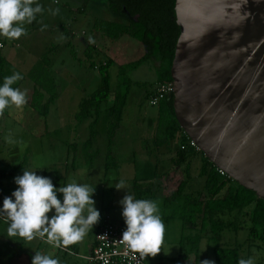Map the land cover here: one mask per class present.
<instances>
[{
	"label": "rangeland",
	"instance_id": "obj_1",
	"mask_svg": "<svg viewBox=\"0 0 264 264\" xmlns=\"http://www.w3.org/2000/svg\"><path fill=\"white\" fill-rule=\"evenodd\" d=\"M38 3L43 6L44 12L37 15L36 21L26 26L28 36H22L20 39L11 42L0 36V40L4 41L1 53L4 55V51L9 52V55L5 54L8 61L4 66V71L5 68L6 70L9 69L10 76L14 72H19L23 79L18 82L17 86L15 84L16 88L25 91V86H28L29 89L28 76H24L27 71L30 72L27 69L28 66L31 67L34 64L32 62L35 61V57L44 54L51 47L49 53H46L50 59L52 74L55 76L54 82L58 89V96H56L54 104L44 117L45 119L37 115L39 111L35 104L43 102L38 99L37 94L32 96L34 100L27 101L23 108L12 107L5 110L4 129L1 130L0 128V165H8L18 158L26 160L27 155L37 162L43 159L44 162L41 163L46 165L45 175H51L52 173L53 176L58 177V186L60 184L66 186L75 181L78 184H88L95 188L92 198L95 201L94 207L100 213L99 221L104 215H108L112 221H124L122 216L123 206L120 201L126 194H130L133 176L136 177L137 187H150L153 183L152 177L150 176L151 179H149L145 171L147 165L143 166L141 162L146 151L151 159L148 162H151L154 166H152L154 175L161 177L159 184L162 194H171L176 185L181 180H185L181 194L183 196L188 194L191 196L190 198H196L203 203L208 195L204 190L202 179L195 173L201 162L202 152L197 147L192 146V155H186V160L179 162L177 160V150L183 149L180 148L177 134L160 147H155L152 143L156 121V105L150 104L149 98L154 93L155 83L157 82L155 81L156 74L154 71L155 61L151 57L150 61L145 60L133 68H127L123 76H120L118 67L126 64L124 61L132 62L138 59L143 52L148 53L147 47L131 39L126 34L109 39L98 28L103 21L124 23L128 19L126 14L110 11L107 0H59V3H55L54 0H38ZM56 8H59V13L52 15L49 10ZM43 25H47V27L41 31ZM70 33L71 35L67 36ZM62 36L66 37V40H62ZM89 37L94 40V43H92L94 49H89L86 58L88 64L92 63L94 67L88 68L86 66L83 71H80L76 69L68 50L80 38L89 41ZM67 41H70L71 46L68 47ZM74 47H78L75 51L81 49L80 46L73 45ZM16 49H18V55L20 53L24 56V61L19 60V56L14 53ZM24 49H27L29 54H24ZM76 56H78V52ZM105 58H111L113 64L108 69L110 92L106 103H103L102 110H105V107L111 103L114 92H125L126 97L120 113V122L114 130L112 139H110L109 147L106 146V139H108L111 125L109 123L107 125L109 117L106 118L105 112L99 110V118L94 127L97 135L91 144L92 151L86 149V155L79 158L71 150L66 151L65 147L60 144V139L65 138V136H59L61 131L55 130L62 125L59 120L60 117L57 118V115L60 114L62 119L68 122L69 115L77 108L80 98L89 95L96 88L99 79L96 67ZM37 90L42 92L39 89ZM25 113H29L30 117L21 118ZM92 118H88L89 122ZM1 123L0 119V126ZM44 123L48 127L46 134H40ZM84 134L86 135V130L80 129L78 131L79 137ZM38 140L40 149L36 148ZM58 144H60V147ZM106 149L113 150L114 160L118 164V167H115L116 169L110 165L109 168L103 170L102 161ZM23 153L25 154L22 155ZM71 161L76 166L72 171L67 169L70 167ZM152 167L149 169L151 170ZM65 169L67 170L64 172ZM121 180L124 181V188L117 189L115 185ZM229 184L232 185L231 182ZM223 192L224 190L218 196ZM147 195L148 192L143 191L142 197L140 196L139 199H145ZM183 196L176 195L171 201H167V205L164 207L157 202L159 213L162 212L163 215H168V218L162 220L165 231L161 251L155 257H148L153 262H161V264H195L194 256L196 255L198 260L196 263L202 264L198 257L203 255L201 253L203 245L198 244L196 247V241L185 239L179 242L181 224L178 218L180 216L184 217L187 213L186 207L181 209L182 205L185 206L182 201ZM146 199L148 200V198ZM61 202H63V194ZM250 209L251 205L238 211L221 212L215 215L214 225L211 228L214 232H216L215 229L218 230L216 233H219V241L217 243L214 239L213 230L207 240L210 245L216 243L221 247H237V263L241 258H253L255 264H264V242L256 238L253 239L247 232V228L250 226L248 219ZM84 215H87V213L85 212ZM197 219L198 224L199 220L200 222L202 220V233L208 234L210 231L209 213L204 211L203 215L197 216ZM191 221H195V216H191ZM229 222L230 227H225L224 224ZM208 226L209 230L207 231ZM7 228L8 223L0 221V256L10 257L13 253L22 252L29 257L31 263L35 252H40L42 255H49L57 259L59 264H85L79 258L80 256L77 258L75 255L86 254L87 249H89L88 245L92 241L91 230L80 242L76 243L77 250L74 252L77 254H73L74 252L69 248L67 251L70 250L71 253L67 252L66 249L54 247L53 244L47 243L45 238H36L32 241H27L19 236L10 238L7 235ZM197 233L201 232L197 230ZM63 251L67 253L65 254Z\"/></svg>",
	"mask_w": 264,
	"mask_h": 264
},
{
	"label": "water",
	"instance_id": "obj_2",
	"mask_svg": "<svg viewBox=\"0 0 264 264\" xmlns=\"http://www.w3.org/2000/svg\"><path fill=\"white\" fill-rule=\"evenodd\" d=\"M172 114L215 168L264 200V0H174Z\"/></svg>",
	"mask_w": 264,
	"mask_h": 264
},
{
	"label": "trees",
	"instance_id": "obj_3",
	"mask_svg": "<svg viewBox=\"0 0 264 264\" xmlns=\"http://www.w3.org/2000/svg\"><path fill=\"white\" fill-rule=\"evenodd\" d=\"M174 0H108L107 6L110 11L123 12L128 17L124 23L103 21L99 25L101 32L109 39H113L121 34H126L131 39L138 41L147 47L148 53L143 52L138 59L120 65L118 67L120 76H123L127 68L139 65L143 61L152 57L155 61V74L157 82L170 83L169 68L172 60V50L174 48L176 37L178 36V27L174 23ZM34 64L29 72L30 80L33 83L32 96L38 93L39 90L47 94L45 100L40 104H35L39 114L44 117L48 106L55 98V90L51 83V77L45 69L46 59L44 57ZM113 64L110 58H105L96 68L98 72V83L96 88L84 96L73 113V118L78 122L85 118H90L88 124V135L82 142L83 153L86 155V149H89L90 142L95 136V123L97 122L99 110L105 112V117H109L108 123L111 125V130L106 139V146L109 147L110 139L113 137V132L120 122L121 109L124 106L126 93L114 92L111 103L104 107L110 88L108 87V69ZM88 68H93L92 63H87ZM4 61L0 58V86L3 85L6 73L3 69ZM39 97V96H38ZM34 97H32V101ZM34 104V103H33ZM172 95L161 98L155 108V126L153 132L152 143L155 147H160L163 143L173 139L176 134L178 143L183 146V150H177V160L183 162L187 156L192 155L193 147L187 144L188 136L179 127L175 115L172 114ZM92 153V152H91ZM97 153V152H95ZM91 155V154H90ZM187 155V156H186ZM199 167L195 172L202 179L204 190L207 192L205 201L201 203L196 198H190V195L184 194L182 201L187 208V213L182 217V221L192 224L191 216L197 217L207 213L226 212L230 213L235 210H241L251 205L248 219L250 226L247 228L249 236L264 242V200L258 198L252 190L240 186L237 181L232 180L224 173H219L215 166L207 160L206 156L201 157ZM111 166L115 167L114 161L110 154V150L106 149L104 169ZM187 175V174H186ZM232 183V185L229 184ZM185 185V180H181L167 200L181 196ZM224 190L220 196L219 193ZM189 205V206H188ZM191 205V206H190ZM195 206V207H193ZM96 230V229H95ZM215 231H218L215 229ZM214 236H217L214 232ZM212 233V234H213ZM216 238V237H215ZM217 242V239H215ZM212 262L213 264H238L237 247H221L218 244L212 246Z\"/></svg>",
	"mask_w": 264,
	"mask_h": 264
},
{
	"label": "clouds",
	"instance_id": "obj_4",
	"mask_svg": "<svg viewBox=\"0 0 264 264\" xmlns=\"http://www.w3.org/2000/svg\"><path fill=\"white\" fill-rule=\"evenodd\" d=\"M54 2L59 3V0ZM49 11L56 15L59 8ZM43 12L44 8L38 0H0V36L9 42L26 36V26L36 21L37 15ZM46 27L47 25H43L41 31ZM61 39L66 40V37L62 36ZM88 39L90 43H94L92 37ZM22 79L19 72L4 78L3 85L0 86V116L4 115L7 108L20 109L27 104L26 90L13 87ZM14 182L18 187L11 196L4 197L0 207V216L7 218V235L10 238L19 236L27 241L46 238V242L54 247L67 249L69 245L80 242L99 222L100 213L94 207L95 201L92 198L95 188L91 185L73 181L56 188L49 177L26 169L22 175L14 178ZM115 187L124 188V181L121 180ZM57 193L63 194V202ZM120 204L123 206L122 216L126 224L121 241L128 250L139 253L141 259L155 257L161 251L165 231L158 203L135 199L128 193ZM53 210L55 214L49 217L48 213ZM85 212L87 215H84ZM32 264L59 262L49 255L35 252ZM203 264L213 262L205 260ZM238 264H255V260L241 258Z\"/></svg>",
	"mask_w": 264,
	"mask_h": 264
},
{
	"label": "crops",
	"instance_id": "obj_5",
	"mask_svg": "<svg viewBox=\"0 0 264 264\" xmlns=\"http://www.w3.org/2000/svg\"><path fill=\"white\" fill-rule=\"evenodd\" d=\"M107 2H108V0H107ZM70 35H71V33L70 34H67V36H70ZM26 36H28V34ZM3 44H4V41H1L0 40V58L4 61V66H5V64L8 61V60H6V55H9V52L8 51H4L6 55L5 54L3 55L1 53ZM66 44H68V47L71 46L70 41H67ZM73 45L80 46V48L82 50L80 49L79 51H75L78 47H76V48L74 47L73 48ZM89 49L90 50H93L94 49V44L90 43L87 39H83V38L82 39L80 38L77 43L72 44V46L69 47V50H68L69 56H70V58L73 59L74 64H75V67H76L77 70L83 71L86 68V64L88 63L86 56L88 57ZM50 50H51V47H49V49L46 50V52L49 53ZM17 51H18V49H16L14 51V53L16 55H18L17 54ZM23 51H25L24 54L25 53L26 54H29L28 51H27V49L26 50L24 49ZM46 52H44V54L42 53L41 55H38L37 57H35V61L32 62V63L36 64L37 62H39L41 60L40 58H42V57H44L47 60L46 61V64H45L46 65L45 66V69L48 71V73H49V75H50V77L52 79L51 80V83H52V86H53V88L55 90V98H56V96H58V89L56 88V83L54 82L55 76L52 74V71H51V68H50V59L48 58V54ZM77 52H78V56H76V53ZM18 56H19V60L24 61V56H22L20 53H19ZM125 62L128 63L130 61H124V63ZM34 64L31 67L28 66L27 69L31 70V68L34 66ZM3 69H4V67H3ZM8 70L9 69L6 70V68H5V71L7 72V75L6 76H10L9 73H8ZM24 76H28V80H29V86H30L29 89H28V86H25L24 89L26 90V93H27V101L30 102V101H32V94H34L33 89H32L33 88V83L30 80L31 78L29 76V71H27ZM18 82L15 83L16 86H17ZM15 84L13 85L14 88H16ZM38 93H40L38 95L39 96L38 99H40L41 101H44L45 98H46V96H47V94L45 92H43V91L42 92H38ZM44 95H45V97H44ZM84 96L81 97L80 100L82 98H84ZM55 98H54L53 102L48 106V109H47L44 117L48 113L49 109H51L52 104H54ZM79 101H78V103H79ZM78 103H77V105H78ZM76 109L74 110V112L76 111ZM73 113L71 115H69V120L70 121L68 120V122H66L65 120H63L62 117H61V115L58 114L57 115V118L60 117L59 120L61 121V124L62 125L60 127L56 128L55 130L56 131H59V132L61 131L60 132V135L58 134L59 136H61V137L65 136V138H61V139L58 138L61 141L60 144L63 147H65V150L68 151V152L71 150L75 154V156L78 155L79 158L80 157L83 158V156H85V154L83 155V147L81 146V144H82L83 141H85L86 138H89V135H88L89 119L88 118H85L84 120L78 122L77 120H75V118H73ZM25 114H24L25 117L23 115V116H21V118L26 119V118H29L30 117V114L29 113H25ZM37 115H40V114H37ZM5 116H6V114H4L3 116H0V119H1V122H2L1 123V126H0L1 130L4 129V123H3V120L4 119L3 118ZM44 117H42V118L45 119ZM95 125H96V123H95ZM107 125H108V122H107ZM47 128L48 127H46V125L44 123L43 129H41L42 132H40V134H42V133L46 134ZM80 129L86 130V135L84 134V135H82V137H79L80 135H78V131ZM153 132H154V130H153ZM113 134H114V132H113ZM96 135H97V133L95 131V136ZM95 136L92 138V140L90 142V145L88 146L89 147V151H92L91 150V144H92ZM60 144H58L59 147H60ZM36 148H39V140L37 142ZM105 153H106V151H105ZM24 154L25 153H23L22 155H24ZM110 154H111L112 159L114 161L115 167H118L117 162H115V160H114L113 150H110ZM144 155H145L144 156V159H142L141 162H142L143 166L147 165V167L145 168V171L147 172L148 178L150 176L152 177L153 183L151 184L150 187H148V186H146L144 188L137 187L138 186L137 185L138 183H136L137 181H135L136 177L133 176V183H132V186H131L130 194L133 195L135 199H139L140 196L142 197V192L143 191L148 192V195L146 197V198H148V200L149 199H152L153 201L158 202L159 204H161L162 207H164V206L167 205L166 202L167 201H171L172 199L167 200V198L169 197L170 194L169 195L162 194L161 187H160V184H159V180H161V177H158V176L154 175V173H153V167L154 166H153V164H151V162H148L149 159H150V157H149L148 153H146V151H145ZM75 156L73 157V161H74ZM22 157H24V156H22ZM103 158L105 159V155H104ZM104 159L102 161V167H103V170H106V169H104L105 168L104 167ZM41 162H44V160L42 159L41 161L37 162L35 159H33V160L30 159V157L27 155L26 160L25 159L18 158L17 160L13 161L12 163H10L8 165H0V207H2V205H3V199H4V197L11 196L12 192L18 187L15 184V182H14V178L16 176H18V175H22L24 169L29 170V171H35L36 174L37 175H40V176L49 177L52 180V183L55 185L56 188L61 187V184L58 186V180H59L58 177L53 176L54 174L52 175V173H51V175H49V174L45 175L44 171H45L46 165L45 164H42ZM69 166L70 167L67 168V169H69L71 171L74 168H76L75 164H73L72 161H71V163H70ZM150 167H152L151 170L149 169ZM135 168H136V164H135ZM67 169H65L64 172ZM149 179H151V178H149ZM57 196L61 200L62 193H57ZM182 196H183V194H182ZM13 199H14V197H13ZM183 208L184 207L182 205L181 209H183ZM220 213L221 212H214V213H210L209 214L210 219L208 221L209 222L208 224L210 226V231L208 232V234L202 233V231H201L202 228L201 227L203 226V223H202V220H201V222L199 220V224H198L197 217H195V222L192 223V224H188V223H185L184 224V222L182 221V217L180 216L178 218L179 221H180V224H181V226H180V234H179V242H182L185 239V240H188V241H196V243H195V246L196 247L198 246V244L203 245V250L201 252V253H203V255L202 256L200 255V257H198L199 260H201V263L202 264H203V261H205V260L212 262V256H213V254H212V246L214 244L213 245H210L209 244V241L207 239H208V236L211 235L210 232L213 230L211 228V226L214 225V216L215 215H218ZM54 214H55L54 213V210L52 212H49L48 213L49 217H51ZM159 215L161 216V219L162 220H163V218L165 220L168 218V215H163L162 212L159 213ZM105 216L108 217V215H104L103 217H105ZM0 217L2 218V219L0 218V221L7 224V218L4 217V216H0ZM199 219H200V217H199ZM99 222L97 224H95L93 226V228H92V231H91V234H90V236L92 238V241H90V245H88V248L89 249H90V247L93 244V238H94L93 234H94V231H95L96 227H98ZM218 224H219V222H218ZM229 225H230V222L224 224L225 227L226 226L227 227H230ZM209 226L207 227V231L209 230ZM197 230H199L201 233H197ZM216 232H218V231H216ZM216 234H217V236H214V234H212V235H213L214 239H217V243H218V241H219V235L218 234L219 233H216ZM68 248L71 249V251H73V252L75 250H77L76 244L69 245ZM67 249H66V251H67ZM71 251L68 250L67 252L71 253ZM67 252H64V253L66 254ZM73 254H77V253L74 252ZM81 255H83V254L75 255V256H77V258H78V256H81ZM178 258H179V256H178ZM194 261H195V264H197L196 262L198 260L196 258V255L194 256ZM155 263L161 264V262H156V261H155ZM0 264H32V263H31L29 257L26 254H24L22 252H19V253H13L12 256H10V257L0 256Z\"/></svg>",
	"mask_w": 264,
	"mask_h": 264
},
{
	"label": "built area",
	"instance_id": "obj_6",
	"mask_svg": "<svg viewBox=\"0 0 264 264\" xmlns=\"http://www.w3.org/2000/svg\"><path fill=\"white\" fill-rule=\"evenodd\" d=\"M155 86V91L149 98L152 105H156L161 98L170 95L172 91L170 83L156 82ZM188 144L196 147L190 140ZM180 148L182 149L183 146H180ZM217 171L222 173L218 169ZM125 229V221H112L107 216L103 217L94 231L92 246L86 254L81 255L79 258L85 264H157L148 257L141 259L139 253L128 250L127 246L121 241Z\"/></svg>",
	"mask_w": 264,
	"mask_h": 264
}]
</instances>
